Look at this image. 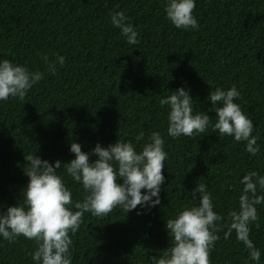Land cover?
Segmentation results:
<instances>
[{
	"label": "trees",
	"instance_id": "obj_1",
	"mask_svg": "<svg viewBox=\"0 0 264 264\" xmlns=\"http://www.w3.org/2000/svg\"><path fill=\"white\" fill-rule=\"evenodd\" d=\"M110 11L125 13L138 31L136 45L111 26ZM193 14L199 29L184 31L165 18L163 0H0V59L44 73L23 101L0 102V210L21 202L29 153L63 167L74 158L72 142L90 153L97 143L106 147L118 139L139 150L141 132L146 139L159 131L165 140L160 204L128 213L117 208L102 218L85 213L71 237L72 264H148L169 247L166 219L190 206L197 183L206 185L214 211L226 216L237 207L240 178L251 170L264 175V0H196ZM44 53L65 57L54 75L46 71ZM232 85L253 121L257 156L231 137L219 139L211 126L191 138L166 135L160 97L187 88L193 111L214 121L206 97ZM65 182L72 198L82 199L79 185L70 177ZM256 207L259 226H251L250 239L264 264V205ZM224 231L210 264H245L247 250L234 232L224 239ZM35 247L23 236L3 241L0 264H33Z\"/></svg>",
	"mask_w": 264,
	"mask_h": 264
},
{
	"label": "clouds",
	"instance_id": "obj_2",
	"mask_svg": "<svg viewBox=\"0 0 264 264\" xmlns=\"http://www.w3.org/2000/svg\"><path fill=\"white\" fill-rule=\"evenodd\" d=\"M196 0H163L165 18L176 29L198 30L193 14ZM109 23L119 29V35L129 45L138 43V31L123 11H110ZM42 54L46 71L54 75L57 66L63 67L65 57L57 53ZM44 73L8 59H0V102L10 98L23 101ZM241 96L235 85L211 89L207 101L211 102L214 121L204 111H193L190 90L179 87L159 98L165 109L166 135L175 139L205 133L211 126L219 139L231 137L243 143L251 156L260 153L254 125L236 102ZM143 140L139 150L131 141L117 140L106 147L97 143L90 153L72 142L69 151L74 158L64 163H50L36 154L24 156V173L28 182L23 188L21 202L0 210V245L13 243L18 237L32 240L36 247L29 253L33 264H72V236L82 223L85 213L92 217H106L119 208L128 213L139 205L149 209L160 204L161 185L165 181L162 169L168 153L159 131H152L145 139L141 132L135 137ZM94 155V160L89 159ZM63 170L60 174L59 170ZM65 177L79 185L82 199L74 200ZM118 181H122L118 182ZM242 185L237 207L221 216L214 211L212 198L204 183L191 190L190 206L182 207L172 218L166 219L165 228L170 245L159 255L149 256L148 264H210V252L221 238L234 232L237 241L247 250L245 264H259L261 250L250 239L251 226L258 227L257 205H264V175L256 170L247 171L239 180ZM144 190L143 192L141 190ZM155 197V199H153ZM198 201V203H191ZM3 206H0L2 208ZM137 214H141L139 211ZM223 221V223H221Z\"/></svg>",
	"mask_w": 264,
	"mask_h": 264
}]
</instances>
